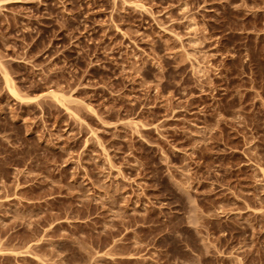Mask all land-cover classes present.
I'll return each instance as SVG.
<instances>
[{
	"label": "rangeland",
	"instance_id": "obj_1",
	"mask_svg": "<svg viewBox=\"0 0 264 264\" xmlns=\"http://www.w3.org/2000/svg\"><path fill=\"white\" fill-rule=\"evenodd\" d=\"M0 264H264V0H0Z\"/></svg>",
	"mask_w": 264,
	"mask_h": 264
},
{
	"label": "bare ground",
	"instance_id": "obj_2",
	"mask_svg": "<svg viewBox=\"0 0 264 264\" xmlns=\"http://www.w3.org/2000/svg\"><path fill=\"white\" fill-rule=\"evenodd\" d=\"M5 76H6V80H7V82L10 84V82H11L12 80L10 81V77L8 76L7 73H6ZM9 86L11 87V85H9ZM11 88H12V87H11ZM11 88H10V89H11ZM11 91H12V93L15 95V97H17V99H18V97H20V96L16 93V91L14 90V88H12ZM20 98H21V97H20ZM61 102H62V101H61ZM67 109H68V108H67Z\"/></svg>",
	"mask_w": 264,
	"mask_h": 264
}]
</instances>
